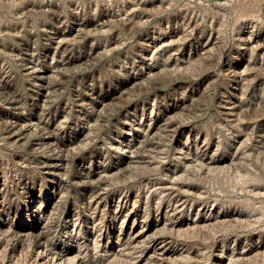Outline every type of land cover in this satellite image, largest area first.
<instances>
[{"label": "rangeland", "instance_id": "374dc122", "mask_svg": "<svg viewBox=\"0 0 264 264\" xmlns=\"http://www.w3.org/2000/svg\"><path fill=\"white\" fill-rule=\"evenodd\" d=\"M0 207V264L41 230L62 264H264V0H0Z\"/></svg>", "mask_w": 264, "mask_h": 264}, {"label": "bare ground", "instance_id": "6f19581e", "mask_svg": "<svg viewBox=\"0 0 264 264\" xmlns=\"http://www.w3.org/2000/svg\"><path fill=\"white\" fill-rule=\"evenodd\" d=\"M61 40V39H60ZM61 41H63V40H61ZM65 41V40H64ZM57 43V42H56ZM58 43H59V41H58ZM61 44H63V43H61ZM60 44V45H61ZM35 67V66H34ZM31 69V68H30ZM63 69V68H62ZM42 70V69H41ZM29 72H31L32 74H34V75H36V79L38 80V81H40V82H42L44 79H46V73H43V71L42 72H37V70H34V69H32V70H30ZM27 73V72H26ZM30 75V74H29ZM48 79V78H47ZM63 84V83H62ZM43 85V84H42ZM39 86V85H38ZM47 87V86H46ZM140 87V86H139ZM43 88H45V85H43ZM48 88V87H47ZM47 92V91H46ZM49 94V93H48ZM235 95V94H234ZM14 100V99H13ZM12 101V100H11ZM8 102V101H7ZM80 102V101H79ZM82 102V101H81ZM239 102V101H238ZM13 103V102H12ZM11 103V104H12ZM16 104V103H15ZM230 104V103H229ZM10 108V107H9ZM16 108V107H15ZM228 115V114H227ZM43 116V115H42ZM22 117V116H21ZM43 118V117H42ZM41 118V119H42ZM44 119V118H43ZM48 119V118H47ZM56 119V118H55ZM42 121V120H41ZM37 122V121H36ZM39 122V121H38ZM56 122V121H55ZM32 123V122H31ZM45 123V122H44ZM44 123H38V127L37 128H39L40 129V135H42V136H40L38 139H36V140H38V142H41V144H43V145H46V146H48V147H50V148H52L51 146H53V145H55V140H54V136H53V134H52V131H51V128H50V126H47L46 124H44ZM163 123V122H162ZM29 125V124H28ZM33 123H32V127H33ZM36 125V124H35ZM31 126V125H30ZM30 126H29V129H30ZM164 126V125H163ZM13 129V128H12ZM20 129V130H19ZM18 129V133L16 134V132H10V133H8V136H7V141H9V142H12V143H19V141L23 138V136L25 137L26 136V130L24 129V128H22L21 126H20V128ZM35 129V128H34ZM38 129V130H39ZM53 129H55V128H53ZM165 129H167V128H165ZM31 130V129H30ZM58 130V129H57ZM158 129H156V131H157ZM31 132H33V131H31ZM36 132V131H35ZM56 133V132H55ZM6 134V133H5ZM33 135V134H32ZM56 135V134H55ZM5 137V136H4ZM34 137V136H33ZM24 139V138H23ZM30 141H31V139H30ZM36 142V141H35ZM35 142H34V144L33 145H35ZM31 144V143H30ZM38 144V143H37ZM36 144V145H37ZM35 145V146H36ZM55 149V148H54ZM125 153L124 154H126V153H130V147H128V146H126V148H125ZM130 155V154H129ZM57 156H58V153H57ZM56 155H55V157L54 158H51V159H49L45 164H44V166L43 167H45V173H47L48 175H50V176H53V177H56V175L58 174V172H59V169H60V167H61V165L63 164V160H62V158H59V157H57ZM127 157H129L128 155H127ZM126 159V158H125ZM66 162V161H65ZM103 173V172H102ZM98 175V174H97ZM103 176V175H102ZM100 177V176H99ZM98 177V178H99ZM48 187V186H47ZM1 207H0V215H1ZM48 216V215H47ZM46 221V220H45ZM50 222V221H49ZM122 223V222H121ZM2 226H4V224H0V233H2V232H4L3 230H2ZM44 228V225H41V221L39 220H37L34 224H32V228L33 229H38V228ZM24 229H26V228H24ZM6 231V230H5ZM22 231H24V230H22ZM21 231V232H22ZM27 231V230H26ZM13 233H15V232H13ZM18 234L17 235H19V231L17 232ZM28 233V232H27ZM22 235V237H23V234H21ZM26 235V234H25ZM30 236V235H29ZM43 235H42V230L41 231H39L38 232V234L37 235H33V237H35V241H36V243H34L35 244V247L38 249L37 251H38V255H36V257H37V259H36V261H34L32 264H62L63 262H68L69 263V260H76L77 258L76 257H80V255H78V254H74L75 256H72V258H71V256H65V255H63L62 257H59L57 254H55L56 256H53V254L51 255V252L50 251H48L47 250V248H46V243H45V240H44V238L42 237ZM148 237V233H147V231L145 232V230H140V229H138V230H136L134 233H132V236H131V238H132V242H133V244H135V245H137V244H140V243H144V241L146 240V238ZM156 237V236H155ZM24 238H26L25 236H24ZM23 238V239H24ZM0 239H2L1 237H0ZM21 240V239H20ZM34 241V240H33ZM1 243V242H0ZM33 243V242H32ZM146 243V242H145ZM141 244V245H142ZM157 244V243H156ZM30 245V244H29ZM160 245V244H159ZM134 247V246H133ZM160 246H156L155 248H158V249H161V247L159 248ZM29 248V247H28ZM1 249H3V248H1ZM23 249V248H22ZM52 249V248H51ZM156 250V249H155ZM27 251V250H26ZM68 254V253H67ZM164 257L165 256V252H162V253H160L159 254V257ZM159 259V258H158ZM85 259H79V262H78V264H88L87 262H85L84 261ZM75 262V261H74ZM72 263V262H71ZM31 264V263H30Z\"/></svg>", "mask_w": 264, "mask_h": 264}]
</instances>
